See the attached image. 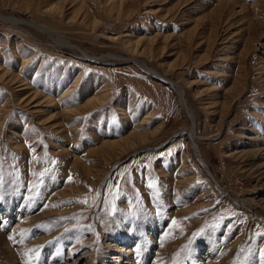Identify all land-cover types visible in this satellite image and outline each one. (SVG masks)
<instances>
[{"label":"rangeland","instance_id":"1","mask_svg":"<svg viewBox=\"0 0 264 264\" xmlns=\"http://www.w3.org/2000/svg\"><path fill=\"white\" fill-rule=\"evenodd\" d=\"M0 15L22 20L0 19V207L36 208L14 254L103 264L122 233L162 264H264V0H0ZM3 244L0 264H21Z\"/></svg>","mask_w":264,"mask_h":264},{"label":"bare ground","instance_id":"2","mask_svg":"<svg viewBox=\"0 0 264 264\" xmlns=\"http://www.w3.org/2000/svg\"><path fill=\"white\" fill-rule=\"evenodd\" d=\"M0 19L3 21H10L13 23H18L19 21L22 22V20H17L13 17L6 18L3 15H0ZM35 27L39 29L40 31L46 33L48 36L53 38L56 42L67 45L64 38L61 35H59L57 32L47 30L44 27H38L36 25ZM139 65L148 73L156 75L152 69H149L144 64H139ZM81 82H82V74H80L77 77V79H75L74 85L63 96L66 97V96H70L73 93H75L78 90V87L80 86ZM23 90H26V89L22 88L21 91ZM107 100H108V90L105 87L99 92L98 97H95L94 99H92V101L88 103V106L90 108H95L97 106L106 104ZM180 100L183 106H185L184 99L182 98V94L180 95ZM263 139H264V136H263ZM262 146L264 147V140H263ZM18 204L19 203H17L15 200H10L9 202L3 204L0 207V228H1L0 229V239L1 241L4 242L5 246L9 248L10 250H11L10 248L11 245L8 243V241L12 240L13 237H15V239H19L15 242L16 244L15 246L17 247H21L22 244H27L29 242L27 239L29 232L24 233L25 231L24 220L29 221L30 216L33 214V210L36 209L35 206H32L31 204L26 205V206H21L20 204L19 205ZM1 230L2 231L4 230V232H2ZM150 231L152 234H154L157 231V229L153 227L151 228ZM31 236L33 237L34 235L32 234ZM109 241H112L111 244H109L110 247L118 248V251L117 250L115 251V255H118V256L112 255V257H108V255H106L105 261H103L104 262L103 264H149L148 261L151 259V257L154 254L153 249H151V247L147 245V242L139 234L126 235L122 233H119V234L113 233L110 236ZM114 242L123 244V245L117 246V244H114ZM140 242H142L143 244L142 251L141 253L137 254V252L135 251L137 250ZM6 251L9 253L8 250ZM27 251L29 250H26L24 248H21L20 252L19 253L17 252L18 254H14L12 251L10 252L11 258L15 260L23 259L21 264H50L51 262H54V261H57V263L58 262L60 263V260L58 258L59 256L57 254V251L54 250V248H51L50 251H47L45 255H43L42 253H38L37 255H30L27 253ZM134 252H135V255H134ZM132 255L134 256L137 255L136 258H138V260L134 261L133 259L134 257ZM159 258L160 257H158V255H155V257L153 256L150 264H162L160 263ZM108 259H110L111 261H115L116 263L115 262L111 263V261Z\"/></svg>","mask_w":264,"mask_h":264}]
</instances>
